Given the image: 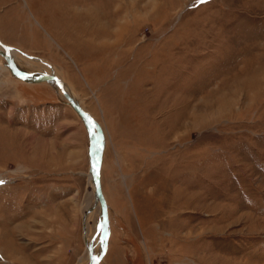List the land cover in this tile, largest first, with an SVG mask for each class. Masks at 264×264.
Here are the masks:
<instances>
[{"label": "rangeland", "instance_id": "obj_1", "mask_svg": "<svg viewBox=\"0 0 264 264\" xmlns=\"http://www.w3.org/2000/svg\"><path fill=\"white\" fill-rule=\"evenodd\" d=\"M0 41L101 132L98 264H264V0H0ZM47 83L0 55V264L101 254L89 134Z\"/></svg>", "mask_w": 264, "mask_h": 264}, {"label": "water", "instance_id": "obj_2", "mask_svg": "<svg viewBox=\"0 0 264 264\" xmlns=\"http://www.w3.org/2000/svg\"><path fill=\"white\" fill-rule=\"evenodd\" d=\"M0 47L3 49V58L6 61L8 68L10 69L11 73L13 76L16 78L26 81L28 83H41L43 81H49L53 80L57 87L62 90V82L61 80L55 76L54 74L51 75H46L44 78L41 79H31L29 75H25L24 73H21L8 59V47L3 45L0 42ZM28 77V78H27ZM65 97L66 102L70 105V107L75 111V113L80 117L82 122L84 123L88 134H89V165H90V174L92 175L94 181H95V188H96V198L99 201L100 208H101V214H100V223L102 225L101 232H100V241L107 242L108 239V226H109V221H108V213H107V207L105 200L103 198L102 192H101V187H100V178H99V167H100V149H98L95 159L98 162L97 167L94 165V159H93V149H92V144L93 141L96 138L95 130L93 128V124L90 120V118L87 116V114L67 95L63 94ZM106 252V248L104 247L101 251L100 256L98 259L94 262H90L89 264H98L101 259L103 258L104 254Z\"/></svg>", "mask_w": 264, "mask_h": 264}, {"label": "bare ground", "instance_id": "obj_3", "mask_svg": "<svg viewBox=\"0 0 264 264\" xmlns=\"http://www.w3.org/2000/svg\"><path fill=\"white\" fill-rule=\"evenodd\" d=\"M92 33V32H91ZM1 42V41H0ZM2 43V42H1ZM3 44V43H2ZM3 45H5V44H3ZM6 47H8L7 45H5ZM8 49H9V51H8V59H9V61L21 72V73H24L25 75H28L27 73H25V72H23L19 67H17V64H16V62H15V60L19 57V56H22V55H20L16 50H14L13 48H9L8 47ZM3 53H4V51H3V49L0 47V55H1V57H3ZM24 56V55H23ZM30 58V57H29ZM4 59V58H3ZM30 60H33V61H38V62H41V61H39V60H36V59H33V58H30ZM6 62V61H5ZM7 64V63H6ZM8 66V65H7ZM9 69V68H8ZM9 71H10V69H9ZM11 72V71H10ZM51 74H53V73H51ZM51 74H47V72H44V71H41V72H39V73H36V74H33V75H30L29 74V76H30V78L31 79H41V78H44L46 75H51ZM13 75V74H12ZM55 75V74H54ZM56 76V75H55ZM14 78H15V76H14ZM28 78V77H27ZM18 79V78H17ZM18 80H20V79H18ZM20 81H22V80H20ZM23 83H26V84H31V85H35V84H41V83H46V82H49V83H47V84H52V85H55L56 86V90H57V92L62 96V98H64L65 99V97H64V95L63 94H67L80 108H81V106L79 105V101H78V99H77V97H76V95L72 92V90L66 85V84H64L62 81V90H60L58 87H57V85L55 84V82L53 81V80H49V81H43V82H41V83H28V82H26V81H22ZM55 89V88H54ZM82 109V108H81ZM83 110V109H82ZM84 111V110H83ZM85 113H86V111H84ZM87 114V113H86ZM87 116L89 117V115L87 114ZM90 118V117H89ZM90 120H91V122H92V124H93V128H94V130H95V134H96V138H95V140L93 141V144H92V149H93V159H94V165H95V167H97V165H98V162L96 161V159H95V156H96V153H97V151H98V149H101V145H102V141H101V137H99V135H101V132H100V130L98 129V127L95 125V123L92 121V119L90 118ZM97 132H98V134H97ZM102 136V135H101ZM90 178L91 179H89V181H90V183L92 184V186L94 187V190H95V197H96V188H95V181H94V179H93V177H92V175L90 174ZM100 187H101V185H100ZM101 192H102V190H101ZM102 195H103V193H102ZM104 198V197H103ZM105 200V199H104ZM96 201H97V203L99 204V201L97 200V198H96ZM105 203H106V201H105ZM100 205V204H99ZM106 207H107V204H106ZM107 213H108V211H107ZM109 221V220H108ZM101 228H102V225H99V227H98V236H97V245H98V247H99V252L101 253V251H102V249L105 247L106 248V246H107V242H104V241H100V232H101ZM108 230H109V226H108ZM95 260H97V258L96 259H94L93 261H95Z\"/></svg>", "mask_w": 264, "mask_h": 264}]
</instances>
